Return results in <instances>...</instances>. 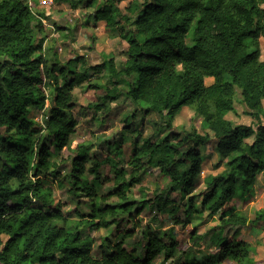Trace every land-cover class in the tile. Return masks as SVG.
<instances>
[{
	"label": "trees",
	"instance_id": "obj_1",
	"mask_svg": "<svg viewBox=\"0 0 264 264\" xmlns=\"http://www.w3.org/2000/svg\"><path fill=\"white\" fill-rule=\"evenodd\" d=\"M118 1L72 3L93 8L94 21L105 22L113 36L126 39L118 63L105 57L95 65L75 53L63 62L53 46L42 52L38 37L44 33V14L32 13L24 0L0 1V264H154L159 258V264H240L247 249L226 233L264 222V209L249 220L229 207L236 191L247 196L257 176H264L259 45L264 0H144L131 3L125 14L116 7ZM65 22L55 31L70 33ZM90 73H105L107 80L85 86L90 101L83 105L73 90ZM206 78L212 83L207 85ZM236 90L253 111L256 126L223 119L233 109ZM120 98L133 105L128 125L143 126L152 115L160 123L155 129L167 131L165 139L136 136L125 169L107 156L111 149L121 151L122 131L101 143L105 154L85 146L72 151L69 140L79 114L101 115L103 121ZM45 106L41 123L29 118L31 107ZM183 107L194 108L208 132L194 127L176 131L173 120ZM209 146L227 160L228 171L211 177L204 192L190 195L202 171L201 149ZM103 166L113 171L117 201H110L113 194H98L96 183L107 181ZM152 169L169 179L164 188L140 185ZM54 184L72 200L73 215L53 199ZM130 185L137 186L139 200L127 195ZM198 199L202 205L212 202L208 213L220 218L205 234L193 231L183 244L171 228L141 227L136 221L145 209L154 211L153 221H158L166 209L171 223L184 229ZM101 228H111L112 235L94 248L89 233ZM221 229L214 254L202 262L187 259L202 253L206 235ZM114 235L123 240L114 242Z\"/></svg>",
	"mask_w": 264,
	"mask_h": 264
},
{
	"label": "rangeland",
	"instance_id": "obj_2",
	"mask_svg": "<svg viewBox=\"0 0 264 264\" xmlns=\"http://www.w3.org/2000/svg\"><path fill=\"white\" fill-rule=\"evenodd\" d=\"M1 1V0H0ZM37 3L34 6L33 0H24V4L28 6L34 14H44L42 20L44 25V33L38 37L43 41V50H47L48 47L53 46L57 48V52L61 57V60L65 62L73 53L80 56L82 60L88 65H95L101 63L105 57H113L115 62L118 63L123 57V51L127 47L126 39L120 36H113L112 32L105 27V22L94 21L92 18L93 8H85L83 5L73 7L72 3L75 0H36ZM106 0H99V4H102ZM133 2L142 4L144 0H119L116 2V7L123 13H126V9ZM264 9V3L260 5ZM65 20L66 26L72 31L66 33L65 31H55L56 26H60V21ZM69 42L70 47H65L63 43ZM259 45L261 50L260 60L264 61V38H259ZM76 70H82L81 63L79 62ZM107 80L105 73H90V77L84 83L82 87H78L73 90V95L83 105L89 103L90 98L85 96V86L89 83H96L104 85ZM212 83L211 78H206V84ZM125 88L124 84L119 86ZM99 93V92H98ZM46 94H49V90L46 89ZM111 112L108 118L103 121L100 119L101 115H96L92 119V115L79 114V121L75 134L70 137L69 147L72 151L76 150L80 146H85L87 151L93 152L94 150H102L106 153V148L101 143L115 134L118 131L123 133V144L121 151L116 154L113 149L107 154L109 160L116 163L119 168H127L125 163L129 160L132 154L134 138L139 137L141 139H153L164 140L167 131L164 128L156 130L154 124H160L158 119L151 115L144 121L143 126L135 123L133 126L128 125L133 110V105L123 98H120L116 102L111 104ZM232 110L227 112L223 119L231 122L234 125H257V121L254 118L253 111L250 110L244 103L240 91L236 90L232 101ZM46 106L42 109L36 107L30 108L29 118L34 122H42V113L46 110ZM202 118L196 114L194 108L183 107L181 111L175 116L173 120L174 129L178 132L189 131L192 127L196 128L200 132H208L207 129L202 128ZM260 121L264 122V113L260 118ZM101 124L103 125L102 127ZM130 126V127H125ZM201 155L203 157L202 171L195 181V185L191 189L190 195H198L205 191L207 181L214 176H220L226 174L228 167L226 165L227 160L220 158L218 153L212 149V146L201 149ZM101 174L106 175L107 181L102 184L96 183L98 194H113L110 201H117V197L114 194L112 188L115 183L113 171L108 172V168L105 166L100 169ZM88 182H92V176L86 175ZM168 178L163 176L158 169H152L151 172L146 173L143 177L140 185L149 189H162L167 185ZM52 188V197L55 202H58L64 213L70 212L73 215L74 204L65 191L54 184ZM127 195L134 199L139 200L141 193L137 186H131L127 189ZM174 197V195H172ZM186 200L184 201V204ZM212 203V202H211ZM211 203L202 205L200 199L196 201L192 208V220L186 225L184 229L175 226L171 223L167 217L166 209H163L158 215V221H153L155 212L149 209H145L141 213L136 221L139 222L141 227H152L158 230H164L171 228L175 238L185 243L190 234L193 231L199 234H205L206 231L214 226L218 220L219 215H210L208 213V207ZM232 206L234 211L242 214L247 219H253L257 211L264 209V176L259 174L256 178V183L247 196H243L241 190L236 191L232 201L229 203V207ZM84 209L87 208L84 206ZM75 218V217H74ZM110 229L101 228L99 230L91 231L90 237L94 240V248L100 243V241L108 236H111ZM226 235L235 240L236 242L243 243V247L247 249L245 259L240 264H264V222H260L254 227H245L239 231L233 229L228 230ZM223 230L216 231L211 235H206L205 242L206 247L202 253L192 254L187 259H195L198 262H202L206 255H212L215 252V245L222 238ZM123 240L122 236L114 235L113 241L119 242ZM162 258H159L154 264H159ZM180 261V263H182ZM226 264H232L226 262Z\"/></svg>",
	"mask_w": 264,
	"mask_h": 264
}]
</instances>
